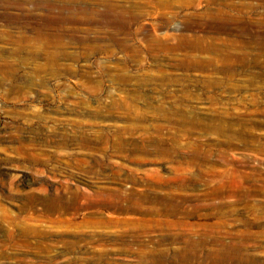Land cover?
<instances>
[{
  "label": "rangeland",
  "instance_id": "374dc122",
  "mask_svg": "<svg viewBox=\"0 0 264 264\" xmlns=\"http://www.w3.org/2000/svg\"><path fill=\"white\" fill-rule=\"evenodd\" d=\"M263 15L0 0V264H264Z\"/></svg>",
  "mask_w": 264,
  "mask_h": 264
},
{
  "label": "bare ground",
  "instance_id": "6f19581e",
  "mask_svg": "<svg viewBox=\"0 0 264 264\" xmlns=\"http://www.w3.org/2000/svg\"><path fill=\"white\" fill-rule=\"evenodd\" d=\"M110 10H112V8H109ZM123 14H118L117 16L118 17H120V16H122ZM228 17V16H227ZM226 17V18H227ZM263 17H264V15H263ZM225 19V18H224ZM236 19H228V20H226V23L227 24H229V23H231L232 21H235ZM262 20H264V18H262L261 19V21ZM222 21V20H221ZM237 21V20H236ZM246 25V24H245ZM247 27V26H246ZM238 31V30H237ZM237 33V32H236ZM240 33V32H239ZM258 39V38H257ZM233 42V41H232ZM231 42V43H232ZM229 44V43H228ZM243 55H246V53L245 52H242V53H239V54H225V55H223V57H222V59L224 60V61H226V62H231V61H233V60H240V61H242V60H244V58H243ZM230 65V64H229ZM262 76L264 77V73H262ZM258 127H263L264 126V122H262V123H257L256 124ZM229 130V129H228ZM252 193V192H251ZM244 198V197H243Z\"/></svg>",
  "mask_w": 264,
  "mask_h": 264
}]
</instances>
